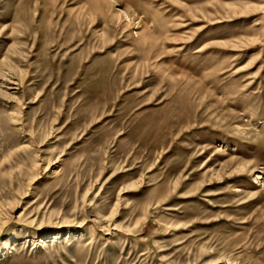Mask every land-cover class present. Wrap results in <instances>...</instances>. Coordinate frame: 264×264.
I'll return each instance as SVG.
<instances>
[{
	"label": "rangeland",
	"instance_id": "374dc122",
	"mask_svg": "<svg viewBox=\"0 0 264 264\" xmlns=\"http://www.w3.org/2000/svg\"><path fill=\"white\" fill-rule=\"evenodd\" d=\"M0 264H264V0H0Z\"/></svg>",
	"mask_w": 264,
	"mask_h": 264
}]
</instances>
